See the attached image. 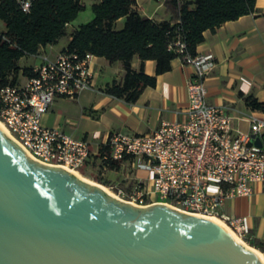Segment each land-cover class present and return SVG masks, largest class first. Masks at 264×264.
<instances>
[{
    "label": "built area",
    "instance_id": "1",
    "mask_svg": "<svg viewBox=\"0 0 264 264\" xmlns=\"http://www.w3.org/2000/svg\"><path fill=\"white\" fill-rule=\"evenodd\" d=\"M16 1L29 10L31 0ZM176 46L185 53L183 43ZM36 57L40 64L33 67L35 76L0 88V122L34 158L79 172L91 159L89 143L41 121L57 98L75 99L94 90L93 56L61 52L54 59ZM181 60L193 69L183 121L163 123L147 135L114 133L103 146L108 152L102 159L147 174L136 175L129 190L118 188L119 199L138 206L166 203L218 219L248 243L244 218L226 215L222 209L227 200L249 197L254 185L264 182V117L230 113L208 103L206 82L216 65L213 54H184ZM242 122L247 130L240 127Z\"/></svg>",
    "mask_w": 264,
    "mask_h": 264
},
{
    "label": "water",
    "instance_id": "2",
    "mask_svg": "<svg viewBox=\"0 0 264 264\" xmlns=\"http://www.w3.org/2000/svg\"><path fill=\"white\" fill-rule=\"evenodd\" d=\"M0 264L264 260L213 218L166 203L138 206L39 161L0 125Z\"/></svg>",
    "mask_w": 264,
    "mask_h": 264
},
{
    "label": "crops",
    "instance_id": "3",
    "mask_svg": "<svg viewBox=\"0 0 264 264\" xmlns=\"http://www.w3.org/2000/svg\"><path fill=\"white\" fill-rule=\"evenodd\" d=\"M165 2L136 0L135 9L150 19L173 22V14ZM123 25L124 19H120L117 27L122 28ZM70 26L72 31L77 28L73 22ZM5 30V24L0 20V31ZM70 33L57 44L41 48L39 54L56 58L71 40ZM197 53H211L215 58V68L206 82L210 105L224 106L230 113L264 117V113L253 111L245 101L246 97L253 96L264 102V0H257L254 13L225 23L215 33L207 31L205 42L198 47ZM32 57L33 67L40 64L38 57ZM140 63L135 56L133 69L139 70ZM90 68L94 90L85 91L75 99L57 98L41 123L45 127H59L74 139L89 143L92 156L81 169L84 177L92 180L91 174L98 169L106 176L104 180L97 181L99 184L105 182L110 187L122 185L129 190L136 175L146 177L147 174L136 172L127 165L118 170L102 168L99 155L103 146L114 133L147 135L163 123L183 121L181 111L188 105L187 86L193 69L176 58L169 72L157 76L155 87L146 88L136 103L129 104L104 92L107 86L123 80L125 69L121 62L109 63L104 58L93 56ZM155 69L154 61L145 63L147 75L154 76ZM240 127L248 129L244 122ZM222 211L232 217L244 218L249 240L264 245V182L255 184L249 197L227 200Z\"/></svg>",
    "mask_w": 264,
    "mask_h": 264
},
{
    "label": "trees",
    "instance_id": "4",
    "mask_svg": "<svg viewBox=\"0 0 264 264\" xmlns=\"http://www.w3.org/2000/svg\"><path fill=\"white\" fill-rule=\"evenodd\" d=\"M256 2L166 0L165 5L173 14L171 22L142 16L135 9L136 0H100L92 6L93 19L70 33L71 40L62 52L121 62L125 69L123 80L107 86L104 92L134 104L146 88L155 87L158 75L172 69L173 60L184 54H198L207 31L215 33L225 23L254 13ZM84 9L82 0H31L28 11L16 0H0V20L6 27L0 31V88L20 84V77L35 76L33 66L22 67L20 61L69 36V25ZM120 19H124L122 28L117 27ZM177 42L185 45V53L178 52ZM135 56L141 62L139 70L132 67ZM147 61L155 62L154 76L145 73ZM245 101L253 111L264 113V102L253 96ZM107 152L103 147L99 157L102 159ZM101 167L118 170L121 163L102 159ZM248 243L264 253L261 242Z\"/></svg>",
    "mask_w": 264,
    "mask_h": 264
},
{
    "label": "rangeland",
    "instance_id": "5",
    "mask_svg": "<svg viewBox=\"0 0 264 264\" xmlns=\"http://www.w3.org/2000/svg\"><path fill=\"white\" fill-rule=\"evenodd\" d=\"M97 1H100V0H83L82 3L86 6V9H84L79 14V16L73 21V25L78 27V26H80L82 24H85V23L91 21L93 19V16H94L93 15V11H92V6H93L94 3H98ZM68 32H72V27L71 26L69 27ZM33 63H34V58L33 57L24 58L21 61L22 67H31V66H33ZM20 81L23 82L24 78L20 77ZM126 172H127V170H126ZM79 173L83 176L82 170H80ZM91 177H92L91 178L92 181H94L96 183H98L97 181L104 180L106 178V176L102 175V171H100L98 169L94 170L93 174H91ZM130 178H132V177H130ZM100 185H103V186L107 187L115 195V197H117V189L118 188H126L125 186L123 187L122 185H115V184L112 185L111 187L110 186H106L104 184H100Z\"/></svg>",
    "mask_w": 264,
    "mask_h": 264
},
{
    "label": "bare ground",
    "instance_id": "6",
    "mask_svg": "<svg viewBox=\"0 0 264 264\" xmlns=\"http://www.w3.org/2000/svg\"><path fill=\"white\" fill-rule=\"evenodd\" d=\"M0 125L3 127V129L7 132V130L5 129V127L2 125V123L0 122ZM8 133V132H7ZM80 178H82L83 180H86L92 184H95V185H98L100 187H102L103 189H105L107 192H109L111 195L115 196L107 187L103 186V185H100L84 176H82L79 172H75ZM214 219V218H213ZM217 220L220 224H222L227 230H229L233 235L234 237L238 240V241H241L242 243H244L246 246L252 248L253 250H255L257 252V254L264 260V254L262 252H260L259 250H256L254 249L253 247H251L250 245H248L246 242H244L241 238H239L238 236H236L223 222H221L220 220L218 219H215Z\"/></svg>",
    "mask_w": 264,
    "mask_h": 264
}]
</instances>
